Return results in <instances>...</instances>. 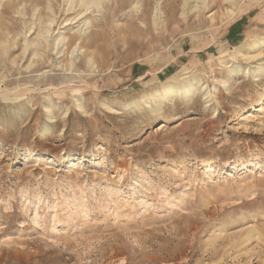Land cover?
I'll list each match as a JSON object with an SVG mask.
<instances>
[{"label": "rangeland", "instance_id": "obj_1", "mask_svg": "<svg viewBox=\"0 0 264 264\" xmlns=\"http://www.w3.org/2000/svg\"><path fill=\"white\" fill-rule=\"evenodd\" d=\"M64 2L0 0V264H264V0Z\"/></svg>", "mask_w": 264, "mask_h": 264}, {"label": "bare ground", "instance_id": "obj_2", "mask_svg": "<svg viewBox=\"0 0 264 264\" xmlns=\"http://www.w3.org/2000/svg\"><path fill=\"white\" fill-rule=\"evenodd\" d=\"M47 1V0H46ZM64 1V0H63ZM106 0H65L64 2V5L61 7L60 11L61 13L63 14H67L68 12H71L72 11V14H74V16L72 18H67L64 20V22L66 24H63V26L67 25V24H70L71 21H73L76 17L78 18V16H81V15H85L86 13L88 12H97L99 13L101 9L104 8V3H105ZM201 1L202 4H205V1L206 0H199ZM27 2V1H26ZM30 2V1H29ZM41 2V1H40ZM194 3V2H193ZM200 3V4H201ZM49 4V3H48ZM50 5V4H49ZM137 5H140L141 4H138V2L136 4H134L135 6V9L138 8ZM198 6V4H196ZM196 5L194 6L196 8ZM23 6V5H22ZM157 6V5H156ZM193 6V5H192ZM191 6V7H192ZM193 8V7H192ZM162 9V8H161ZM194 9V8H193ZM196 10V9H195ZM31 11H34V10H31ZM59 11V12H60ZM137 11V10H136ZM23 12V11H22ZM52 12V11H51ZM89 14V13H88ZM144 14V13H143ZM163 12L158 9L157 7L155 8L154 10V15H153V21L152 23L154 22V24H157V20H158V17L162 16ZM226 14V13H225ZM24 15V14H23ZM148 15V14H147ZM146 15V16H147ZM159 15V16H158ZM56 14H54L52 12V15H48L46 17V22L44 21V24H43V21H39L40 22V28L38 30V35L37 37H39L40 40H38V42L35 44L36 48L34 50V52L32 53L33 56L35 57H38L39 55V49H40V46L41 44L44 42V43H48V41L50 40L51 38V35L52 33H54V30L52 27L53 24L55 23L56 21V18L55 17ZM58 16V15H57ZM39 17V16H38ZM43 17V16H42ZM86 19H84L82 21V25L81 27H79L76 31H75V40H77L75 46L73 47L72 51H71V54H73L74 52L76 51H81L83 49V47L81 46V43L82 41H80V38L81 36L83 35V32H85V30L89 27H91V21L87 20L89 19V17H85ZM41 19V18H40ZM161 19V18H159ZM36 20V19H35ZM5 22V21H4ZM69 22V23H67ZM32 23V22H31ZM36 23V22H34ZM73 23V22H72ZM143 23V22H142ZM60 25H61V22H60ZM61 27V28H64V27ZM56 28V27H55ZM32 29H34V26L32 27ZM27 30V28H26ZM59 30V29H58ZM27 32V31H26ZM56 33V32H55ZM25 36H26V33H24ZM13 37V36H12ZM73 36H66L63 31L62 32H57V36L53 39H52V44H51V47L50 49L56 53V54H59L61 53L60 52V48L64 46L65 47H68L72 44V41L70 40ZM11 40V38H9ZM8 39V40H9ZM13 41V40H12ZM2 43V42H1ZM9 43V42H8ZM25 45V44H24ZM23 43L21 46H24ZM49 45V44H48ZM264 46V39H260V40H255L252 45H251V48L250 50L252 49L253 52L259 50L260 48H262ZM25 47V46H24ZM43 48V46H42ZM30 48H28L29 50ZM46 49V48H45ZM49 49V50H50ZM1 50H4V45L1 44ZM5 51V50H4ZM241 54V52H239ZM247 53V52H246ZM26 54V53H25ZM70 54V55H71ZM248 55L247 58L250 59L252 56L249 55V53H247ZM244 55V54H243ZM245 56V55H244ZM33 58V57H32ZM71 58V56H70ZM69 59V58H68ZM71 61V59H69ZM87 62L89 63L88 66H92L95 64V57L92 53H89V55L87 56ZM34 62L32 60L29 61L28 65L26 66L27 68L30 67ZM71 64V63H70ZM1 67V66H0ZM96 67V66H95ZM25 69V68H24ZM232 72V71H231ZM3 76V75H2ZM192 79V78H191ZM200 86V79L199 78H193L192 80H188L184 83H178V84H172V83H166L164 85H162L161 89L157 92V95L158 97H162L165 101L166 100H170L169 98H173L175 96H190L192 95L196 90L197 88ZM154 97V96H152ZM159 100V99H158ZM163 100V101H164ZM50 115V114H48ZM50 118V117H49ZM247 233L245 234V236H243V239L241 240H245L248 241L249 239H251L252 237H256L257 239H263L264 236H263V233H259L258 230H256L255 228H249V230L246 231ZM240 236V235H239ZM240 240V241H241ZM236 241V240H235Z\"/></svg>", "mask_w": 264, "mask_h": 264}]
</instances>
